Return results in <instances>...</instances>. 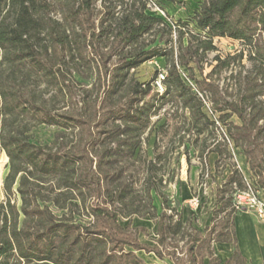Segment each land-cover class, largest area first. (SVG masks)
<instances>
[{"label":"trees","instance_id":"1","mask_svg":"<svg viewBox=\"0 0 264 264\" xmlns=\"http://www.w3.org/2000/svg\"><path fill=\"white\" fill-rule=\"evenodd\" d=\"M154 1L165 10L166 16L151 12L150 0H0V50L4 60L14 67L49 75L57 81L53 64L45 62L43 57L50 49L85 62L92 57L104 81L111 77L108 93L118 92L119 87L126 84L131 70L150 60L163 59L167 68L162 93L153 85L160 72L151 81L131 78L127 101L100 122L104 127L112 120L111 128L104 127L103 131L116 147L105 151L96 162L88 150L79 153L55 150L33 142L27 127H16L19 116L60 129L84 120L82 116L56 114L36 104L12 82L14 79L0 72V149L10 160L4 180L6 199L0 202V264H157L145 262L136 254L140 250L154 253L160 260L170 257L175 264H203L205 257L209 258V264H221L212 247L214 242L233 244V254L225 264H247L235 235L233 196L234 185L242 189L246 181L264 194V99L261 105L253 104L249 110L244 105L264 94L263 88H250L254 81L258 86L264 85V0H198L189 19L177 20L171 13L188 0ZM122 2L126 7L118 11V4ZM166 6H173V11H168ZM52 13L59 18L54 19ZM45 38L49 48L41 49L39 43ZM217 38L241 42L248 49L247 57L258 67L255 73L247 71L243 76L247 92L219 108L221 112L228 111L222 116L223 122L232 115L241 121L240 125L233 124V131L227 130L231 137H228L229 144L233 141L239 145V140L245 141L241 146L253 181L232 167L226 181L216 188V204L224 216L217 224L211 222L203 232L188 237L185 258H177L176 250H168L167 245L172 237L183 232L184 224L181 217L168 214L165 195L159 192L156 182L146 178L149 207L141 210L134 199L128 202L131 184H119L120 172L112 173L103 160L110 153V157H115L110 163L114 165L122 157L133 158L138 153L142 136L151 122V113L157 111V100L167 95L189 110V124L198 134L216 127L219 118L214 112L215 119L204 111V101L199 94L206 90L213 95L221 93L212 74L231 66L229 57L216 54L210 70L205 72L202 63L208 53L216 51ZM107 41L108 48L104 52L101 45ZM116 55L118 59L111 69L108 62ZM240 56L243 57L244 52ZM181 68L188 71L187 77L194 82V87L184 81ZM196 71L200 77L196 76ZM153 91L155 94L145 100ZM100 109L97 106L94 111L97 119L102 116ZM211 152L218 155L217 163L220 162L223 154L220 147ZM80 165H85V169ZM155 168V161L149 160L150 174H154ZM152 190L163 199L159 214L152 204ZM87 191L93 194L90 202L85 198ZM71 194L77 196V205L86 210L92 222L81 224L69 217L64 203L73 198ZM17 196L21 200L19 208L13 199ZM116 203L124 205L128 211L119 212L113 207ZM55 207L60 214L53 211ZM124 215H149L156 219L155 244L140 242V228L133 233L130 223L121 225L119 219Z\"/></svg>","mask_w":264,"mask_h":264},{"label":"rangeland","instance_id":"2","mask_svg":"<svg viewBox=\"0 0 264 264\" xmlns=\"http://www.w3.org/2000/svg\"><path fill=\"white\" fill-rule=\"evenodd\" d=\"M197 1L188 0L180 9L175 10V13L171 11L173 18L175 20L179 18L189 19L198 3ZM125 7L123 2L119 3L117 10L121 11ZM151 12L154 11L151 10ZM51 16L54 19L59 18L56 13H52ZM163 38L166 39L167 36L163 35ZM176 38L177 35L174 33L173 39L176 40ZM186 38L187 36L184 39L185 42ZM108 42L101 45L104 52L108 48ZM215 45L216 51L208 53L207 59L202 63L205 72L210 70V65L213 63L216 54L225 58L229 57L231 66L224 67L220 72L212 74L211 78L219 85L221 93L213 95L209 90H206L199 96L204 101V111L215 119V116L212 115L214 112L219 118L216 127L212 126V130H205V132L198 134L194 126L189 124V110L176 102L170 95H167L165 98L157 100V111L151 113V122L142 136L138 153L133 158L124 156L120 159L121 161L114 163V165L110 164L111 159L115 158L110 157V153L104 156L103 160V163L105 162L104 164L111 169L112 173L120 172L121 177L117 181L119 184H131L132 192L128 197V202L134 199L135 204L140 206L141 210H148L149 207V198L145 193L146 178L156 182L159 192L165 195L168 214L174 215L175 218L181 217L184 224L183 232L172 237L167 245L168 250H176L177 258H185L184 253L189 244L188 237L197 232H203L206 226L211 225V222L217 224V221L224 216L219 212V206L216 204V188L226 181L232 167L235 166L240 172H244L247 178L251 177L246 156L241 146L245 141L239 140V145L233 141L229 144L231 137L227 130L231 128L233 131V124L240 125L241 121L236 115H232L226 122H223L222 116L228 111L221 112L219 108L225 106L226 102L237 100L247 92V82L243 76L247 71H251L252 74L255 73L258 71V67L253 60L247 57L245 53L248 49L241 42L217 38ZM39 46L41 49H44L45 46L49 48L48 40L42 39ZM242 52H244L243 57L240 56ZM43 57L45 62L53 64V69L58 74L57 81L49 75H39L24 68L12 66L4 60L1 50L0 72L4 77L10 76L12 80L14 79L15 81L12 82H15L16 86H20L36 104L45 106L56 114L66 113L77 117L82 116L84 122L60 129L57 126L38 124L36 120L26 116H19L15 126L18 128L27 127V134L33 142L52 146L55 150H70L74 153L88 150L95 162L100 159L105 151L116 147V143L106 139L108 134L103 131L104 127L111 128L112 120H109L104 127L100 122L111 110L121 108L127 101L131 78L151 81L159 72L167 71L164 60L155 58L136 70H131L126 84L119 87L118 92L108 93L111 77L106 82L104 81L97 72L95 60L92 57L89 62H85L78 57L72 58L70 55L65 57L60 51L54 49H50L49 53L44 54ZM117 59L118 56L116 55L108 62L111 69H113ZM187 74L188 71L181 68L184 81L194 87V82L187 77ZM231 75L234 76L231 77ZM196 76L200 77L197 71ZM251 87H256V90L264 89V85L258 86L255 81L250 84ZM154 94V91L151 92L145 100L150 99ZM263 99L264 94L263 97L257 95L255 100L246 101L244 105L249 110L253 104L261 105ZM97 106L101 107L102 116L100 119L94 117ZM164 123L166 126L159 129ZM259 123L261 124V122ZM262 140L264 142V138ZM217 146L223 151L218 163V155L211 152ZM149 160H154L156 163L154 174H150L147 169ZM9 164L10 160L6 152L0 149V202L6 199L4 180L10 169ZM93 166L96 168V164ZM80 167L85 169V165H80ZM184 182L187 185H184ZM186 186L188 187L186 188ZM42 191L46 193L45 189ZM185 193L188 197L184 195ZM259 194L264 199V194L262 192ZM52 196L54 195L52 194ZM151 196L152 204L159 214L163 209V199L154 190L151 191ZM197 196L199 198L198 204L191 205V199ZM70 197L73 198L64 203L70 212L69 217L74 221L81 222V224L92 222V218L88 216L86 210L77 205L79 204L78 199L75 198L77 196L71 194ZM85 198L87 202H90L93 199V194L87 191ZM13 199L19 208L21 205L20 198L17 196ZM70 202L72 205L69 204ZM113 207L123 214L128 211L124 205L121 206L119 203ZM58 210L59 208H53L54 212L60 214ZM119 221L123 226L130 223L133 233L134 229L140 228L138 238L141 243L151 246L155 244L157 239L156 219L149 215H124L120 217ZM127 249L132 250L131 247H127ZM136 254L147 263H152V260L157 258L153 253L147 254L142 250ZM160 261V264H175L170 257Z\"/></svg>","mask_w":264,"mask_h":264},{"label":"crops","instance_id":"3","mask_svg":"<svg viewBox=\"0 0 264 264\" xmlns=\"http://www.w3.org/2000/svg\"><path fill=\"white\" fill-rule=\"evenodd\" d=\"M166 7L168 11L174 9L173 6ZM183 184L187 185L186 182ZM184 195L188 197L187 193ZM234 229L239 250L246 258L247 264H264V220L258 219L255 214L250 212H236ZM212 247L220 258L221 264H225L234 251L233 244L228 242H214ZM152 263L160 264L161 261L156 258L152 260ZM203 264H209L208 257L204 258Z\"/></svg>","mask_w":264,"mask_h":264},{"label":"built area","instance_id":"4","mask_svg":"<svg viewBox=\"0 0 264 264\" xmlns=\"http://www.w3.org/2000/svg\"><path fill=\"white\" fill-rule=\"evenodd\" d=\"M150 10L155 13H160L161 16H166L165 10L161 8L154 0H150L148 4ZM167 71L163 70L159 73L154 82L156 91L162 93L164 91L163 81L166 77ZM235 191L233 196V208L235 212H252L260 220H264V199L261 198L260 192L255 186L246 181L245 188H238L234 185ZM199 201L198 196L191 199V205H197Z\"/></svg>","mask_w":264,"mask_h":264}]
</instances>
